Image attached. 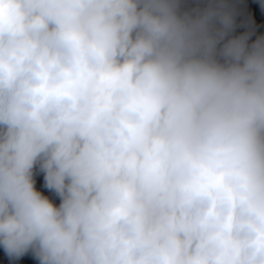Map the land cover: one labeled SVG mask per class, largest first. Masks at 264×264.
<instances>
[{"label":"clouds","instance_id":"obj_1","mask_svg":"<svg viewBox=\"0 0 264 264\" xmlns=\"http://www.w3.org/2000/svg\"><path fill=\"white\" fill-rule=\"evenodd\" d=\"M258 28L244 0H0L10 264H264Z\"/></svg>","mask_w":264,"mask_h":264},{"label":"trees","instance_id":"obj_2","mask_svg":"<svg viewBox=\"0 0 264 264\" xmlns=\"http://www.w3.org/2000/svg\"><path fill=\"white\" fill-rule=\"evenodd\" d=\"M244 2L248 5L249 10L252 11L253 18L256 20L259 26L258 30L264 31V11L259 9V0H244ZM240 30L242 29H238L237 31ZM45 192L48 194L46 190ZM56 202L58 203V198L56 199ZM0 261H3V264H10L8 258L3 252L2 247H0ZM15 264H38V262L30 255H25L16 261Z\"/></svg>","mask_w":264,"mask_h":264}]
</instances>
